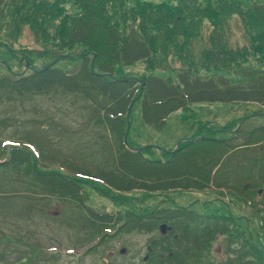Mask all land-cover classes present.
Wrapping results in <instances>:
<instances>
[{"label":"rangeland","instance_id":"1","mask_svg":"<svg viewBox=\"0 0 264 264\" xmlns=\"http://www.w3.org/2000/svg\"><path fill=\"white\" fill-rule=\"evenodd\" d=\"M224 2L229 6L228 0ZM169 3L180 7V0ZM76 11L74 0H0V42L7 44L0 43V75L30 71V67L39 68L48 62L74 71L79 63L76 56L82 48L59 46L58 33L61 21H67L65 13L71 15ZM227 22L221 36L229 47H240L237 54L233 53L235 55L219 57V52L209 43V21L203 19V29L191 41L189 49L176 41H167L166 47H162L161 36L152 46L151 61L122 65V68L114 65L115 74L141 79L147 73L144 69L148 68L174 80L177 70L189 68L200 77L221 75L230 83H236L243 80L241 74L245 76L257 69L263 71L264 60L261 59L264 57L248 46L251 38L235 13ZM54 38L58 39L55 41ZM177 39L179 43L183 40L182 37ZM87 109L80 98L59 92L22 97L1 93L0 157L5 160L10 147L21 144L32 149L35 169L64 172L76 165L104 163L116 143L106 128L94 124ZM261 125H264V108L257 104H197L173 113L165 127L157 132L142 122L136 103L127 121L126 142L141 147L148 157H162L165 155L163 150L173 152L184 139L193 137L198 141L208 134L228 138L233 136L230 132L238 128L245 133ZM232 144L237 147V160L250 165L255 161L252 174H258L262 164L257 155L259 152L254 150L257 146L253 147L256 144L243 147L239 139ZM240 152L244 154L242 157ZM244 171L233 174V170L231 176L224 169L219 171L224 177L235 178L232 182L235 190L212 187L163 194L143 191L119 194L110 192L96 181L82 180L81 185L86 191L85 204L99 213L187 207L199 213L220 211L228 214L238 231L251 239L255 253L251 258L264 262V234L256 217L264 216V208H258L261 200L264 201V193L261 197L257 193L264 186H245V181L248 179L249 182L253 177H244ZM85 216L71 198L49 192L21 169L0 168V264H138L142 262L150 240L165 230L161 226L149 233H117L112 225L96 229ZM229 238L233 245L239 244L233 236L218 235L205 250L202 264H226L231 257L227 245Z\"/></svg>","mask_w":264,"mask_h":264},{"label":"trees","instance_id":"2","mask_svg":"<svg viewBox=\"0 0 264 264\" xmlns=\"http://www.w3.org/2000/svg\"><path fill=\"white\" fill-rule=\"evenodd\" d=\"M129 1L127 4V0H74L77 11L71 15L65 13L67 21H61L58 33L59 46L82 48L76 56L79 63L74 71L48 62L39 68L32 66L30 71L0 75V94L22 97L59 92L80 98L94 124L106 128L113 136L116 146L109 159L95 166L76 165L64 172L35 169L32 149L15 144L5 160L0 157V168L21 169L49 192L71 198L77 208L85 212V220L96 229L112 225L117 233H149L163 226L162 235L151 239V245L161 253L157 257L160 264H202L205 250L218 235L235 239L238 236L236 224L228 214L220 211L199 213L187 207L99 213L85 204L86 191L81 183L82 180L96 181L119 194L132 191L163 194L212 187L235 190L232 186L235 178L230 177V173L235 170L233 174H239L241 172L236 171L245 170L243 175L248 177L255 164V161L250 165L237 160V147L232 144L236 139L241 140L243 147L256 144L253 147L257 146L254 150L259 152L262 164L259 172L264 173V125L245 133L238 128L230 132L233 136L228 138L208 134L198 141L193 137L185 139L173 152L163 150L162 157H148L142 148L135 151L126 146L127 121L136 103L142 122L157 132L165 127L173 113L190 105L241 103L264 108V70L241 74L243 80L230 83L221 75L197 76L189 68L177 70L174 80L148 68L144 69L147 73L141 79L116 76L114 69V65L122 68V65L151 61L152 46L161 36L162 47H166L167 41H176L189 49L191 41L203 29V19L209 21V43L219 52V57L235 55L240 47H229L221 36L233 13L251 38L248 46L264 57V0H228L229 6L224 0H180V7L171 5L170 0ZM177 37H182L181 43ZM206 50L212 54L210 49ZM240 154V157L244 155ZM220 169L230 176L224 177ZM227 245L231 256L228 263L237 264L247 258L249 264H264L259 258L249 259L255 254L253 245L247 242L233 245L231 238Z\"/></svg>","mask_w":264,"mask_h":264},{"label":"flooded vegetation","instance_id":"3","mask_svg":"<svg viewBox=\"0 0 264 264\" xmlns=\"http://www.w3.org/2000/svg\"><path fill=\"white\" fill-rule=\"evenodd\" d=\"M250 176L253 177V178H251L249 182L245 181V183H244L245 186H247L248 188H255L256 186H258L260 184L262 186H264V173L259 172L256 175L251 174ZM250 176H248V177H250ZM257 193L259 194V197H261L262 195H260V194L264 193V189L263 188L258 189ZM258 208L259 209L260 208H264V201L263 200H261V202L259 203ZM256 217L258 219V224H259L260 230L264 234V216H260L259 217L258 215H256ZM238 232L239 233H238V236L236 237V242H242V243L247 242L249 244L252 242V241H250L251 240L250 238H247L245 236V233L243 231H238ZM160 256H161V253L158 254L157 247L152 246L151 245V240H150L149 244L147 245L146 252L144 254L142 262L138 263V264H160L158 262L159 260L157 258V257H160ZM249 259H252V258H249ZM252 260H254V259H252ZM240 262H241V260L237 261V264H249L247 258L244 259V261H242L241 263ZM226 264H231V263L227 262Z\"/></svg>","mask_w":264,"mask_h":264},{"label":"water","instance_id":"4","mask_svg":"<svg viewBox=\"0 0 264 264\" xmlns=\"http://www.w3.org/2000/svg\"><path fill=\"white\" fill-rule=\"evenodd\" d=\"M125 140H126V134H125ZM126 146L129 147L131 150H139L140 148H134V147H130L127 142H126Z\"/></svg>","mask_w":264,"mask_h":264}]
</instances>
